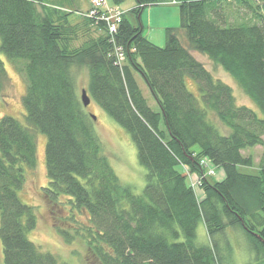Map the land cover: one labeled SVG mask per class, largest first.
Wrapping results in <instances>:
<instances>
[{"label":"trees","instance_id":"16d2710c","mask_svg":"<svg viewBox=\"0 0 264 264\" xmlns=\"http://www.w3.org/2000/svg\"><path fill=\"white\" fill-rule=\"evenodd\" d=\"M75 1L0 0V51L25 79L27 123L0 118L4 264H60L30 240L39 214L20 198L38 164V133L47 137L42 196L53 230L83 249L85 264H232L230 229L247 236L264 264V154L257 174L239 171L254 166L246 150L264 147V0H175L185 41L168 29L163 48L145 38L141 24L142 12L158 0H136L129 13L107 0L108 8L124 13L113 38L102 12L86 17L91 6L84 30L70 20L75 12H60ZM82 31L86 39L76 47ZM194 53L229 74L260 113L238 105L233 89ZM81 70L88 71L90 99L136 146L147 171L141 195L121 182L104 154L94 116L79 96ZM137 76L159 112L149 106ZM7 79L0 58V96ZM189 80L198 91L190 90ZM202 161L224 169L225 179L210 182ZM201 224L207 244L198 243Z\"/></svg>","mask_w":264,"mask_h":264},{"label":"rangeland","instance_id":"374dc122","mask_svg":"<svg viewBox=\"0 0 264 264\" xmlns=\"http://www.w3.org/2000/svg\"><path fill=\"white\" fill-rule=\"evenodd\" d=\"M109 4L118 6L123 12L129 13L137 5L136 0H123L119 5L114 0H109ZM90 0H76L74 6L60 7L61 13L75 12L70 20L84 30L83 16L90 9ZM86 11V12H84ZM78 14V15H77ZM244 13L241 14V16ZM238 15L233 14L232 17ZM131 22L138 25L136 18L128 14ZM141 24L144 29V36L151 43L158 47H165L167 42V30L176 29L180 39L185 41V34L182 30V19L179 5H174L173 0H158L156 5L145 8L141 15ZM82 33L77 37L74 45L79 47L86 39ZM195 58L201 62L216 79L229 85L240 106L249 107L258 113L259 108L241 90L235 80L222 68L215 66L205 56L194 53ZM0 58L5 65L8 79L4 90L0 96V118L12 117L17 119L24 126L26 123V112L23 105V97L26 93V82L16 66L12 64L3 52L0 51ZM88 71L81 70L77 73L78 91L81 97L83 91H87ZM139 85L145 98L154 112H159V107L152 97L148 87L140 76H137ZM191 91L196 92L197 84L193 80L188 82ZM89 115L94 116V129L101 140L103 151L111 166L116 172L121 182L129 186L134 194L141 195L146 186V169L140 165L137 156V149L129 133L110 118L104 110L91 100V105L87 108ZM38 164L34 170L28 172L27 182L20 193L21 201L24 204L32 205L39 214L37 228L29 234L30 240L34 242L43 252L53 254L60 264H85L83 261V249L77 245H67L61 237L53 230V219L50 214V207L42 196V190L48 184L46 170V145L47 137L41 133L37 134ZM264 154V147L248 149L244 152L245 157L252 156L254 159L253 168H239L243 174L255 175L258 173L260 160ZM215 174L208 179L212 183L222 182L225 179V171L222 168L211 167ZM208 173V172H207ZM197 183L198 176L192 175ZM198 196L204 195L202 188L196 184L195 188ZM229 242L233 248L232 264H259L256 260L255 252L250 248L248 238L242 231H232L230 229ZM198 243L207 244L208 236L205 227L201 224L198 229ZM4 264L3 250L0 245V264Z\"/></svg>","mask_w":264,"mask_h":264},{"label":"built area","instance_id":"2783aa9c","mask_svg":"<svg viewBox=\"0 0 264 264\" xmlns=\"http://www.w3.org/2000/svg\"><path fill=\"white\" fill-rule=\"evenodd\" d=\"M90 2H91V9L87 13L86 17L91 19L95 15L97 16L99 12H102L101 19L106 24L109 35L113 38L114 35L117 33L119 25L122 23V18L124 13L118 8H113V9L108 8L107 0H90ZM173 4L174 5L176 4L175 0H173ZM117 57L121 64L125 61L124 54L120 49L117 50ZM201 165L205 168L206 176H213L215 174L214 169H212L207 162L202 161ZM189 178L194 188H196V184L200 185L199 181H197L196 183L193 180L192 176H189Z\"/></svg>","mask_w":264,"mask_h":264},{"label":"water","instance_id":"95a60500","mask_svg":"<svg viewBox=\"0 0 264 264\" xmlns=\"http://www.w3.org/2000/svg\"><path fill=\"white\" fill-rule=\"evenodd\" d=\"M81 101H82V103H83V106H84V108H88L90 105H91V99H90V97L88 96V94H87V91H83L82 92V95H81ZM96 118L94 117V120H95ZM258 238H260L259 236H257Z\"/></svg>","mask_w":264,"mask_h":264},{"label":"crops","instance_id":"0c3cea01","mask_svg":"<svg viewBox=\"0 0 264 264\" xmlns=\"http://www.w3.org/2000/svg\"><path fill=\"white\" fill-rule=\"evenodd\" d=\"M84 12H86V11H84ZM198 197H199V199H202L203 198V194L202 195L200 194Z\"/></svg>","mask_w":264,"mask_h":264},{"label":"bare ground","instance_id":"6f19581e","mask_svg":"<svg viewBox=\"0 0 264 264\" xmlns=\"http://www.w3.org/2000/svg\"><path fill=\"white\" fill-rule=\"evenodd\" d=\"M175 5H178L177 3Z\"/></svg>","mask_w":264,"mask_h":264}]
</instances>
